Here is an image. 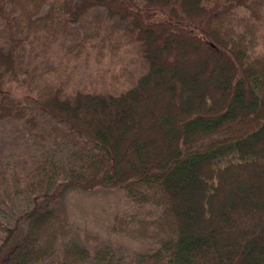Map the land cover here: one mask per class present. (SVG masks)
Listing matches in <instances>:
<instances>
[{"label": "trees", "instance_id": "trees-1", "mask_svg": "<svg viewBox=\"0 0 264 264\" xmlns=\"http://www.w3.org/2000/svg\"><path fill=\"white\" fill-rule=\"evenodd\" d=\"M259 30L264 0H0V119L28 134L47 119L66 149L0 169V264H264ZM125 47L141 60L127 87L60 77L64 57ZM98 187L158 209L128 229L154 250H91L72 233L66 196Z\"/></svg>", "mask_w": 264, "mask_h": 264}, {"label": "rangeland", "instance_id": "rangeland-1", "mask_svg": "<svg viewBox=\"0 0 264 264\" xmlns=\"http://www.w3.org/2000/svg\"><path fill=\"white\" fill-rule=\"evenodd\" d=\"M96 11L104 13L102 10ZM257 35V48L261 50L264 48V31L259 30ZM68 42L60 41L65 44ZM55 53L57 55L53 58V64L57 65L61 60L62 50L58 48ZM62 59L63 62L58 66L60 77L73 90L127 87L125 81L129 74H138L141 62L133 47L121 48L115 53L107 49H94L76 60L67 57ZM123 69L131 73L122 71ZM53 76L48 75V78ZM5 90L10 100L15 102L21 101L27 92L14 83H7ZM57 130L61 131L47 119H42L38 130L28 134L22 121L0 119V169L6 165L20 168L31 158L49 155L64 159L65 145L60 139L54 138ZM65 204L72 233L78 235L91 250L100 244H109L116 254L132 257L136 253L152 251L157 247L155 240L131 235L128 229L135 225L133 219L153 218L158 214V209L149 204L133 203L120 189L98 187L89 191H71L65 198Z\"/></svg>", "mask_w": 264, "mask_h": 264}]
</instances>
